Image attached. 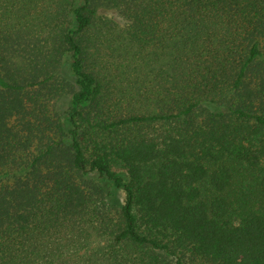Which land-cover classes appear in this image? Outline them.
<instances>
[{
    "label": "trees",
    "instance_id": "trees-1",
    "mask_svg": "<svg viewBox=\"0 0 264 264\" xmlns=\"http://www.w3.org/2000/svg\"><path fill=\"white\" fill-rule=\"evenodd\" d=\"M0 264H264V0H0Z\"/></svg>",
    "mask_w": 264,
    "mask_h": 264
},
{
    "label": "rangeland",
    "instance_id": "rangeland-1",
    "mask_svg": "<svg viewBox=\"0 0 264 264\" xmlns=\"http://www.w3.org/2000/svg\"><path fill=\"white\" fill-rule=\"evenodd\" d=\"M108 14H110V15H116V13L114 12V11H112V10H110L109 11V13ZM115 192H116V196H115V199H116V202L118 203H121V202H123V200H124V192H123V190H121V189H114V187H111Z\"/></svg>",
    "mask_w": 264,
    "mask_h": 264
}]
</instances>
